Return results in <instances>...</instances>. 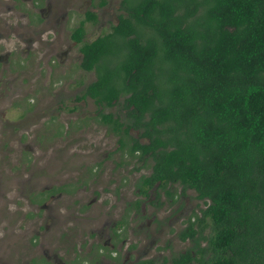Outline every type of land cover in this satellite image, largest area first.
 Returning <instances> with one entry per match:
<instances>
[{
    "label": "trees",
    "instance_id": "trees-1",
    "mask_svg": "<svg viewBox=\"0 0 264 264\" xmlns=\"http://www.w3.org/2000/svg\"><path fill=\"white\" fill-rule=\"evenodd\" d=\"M120 7L95 40H82L83 22L71 32L80 67L96 75L80 97L101 108L122 97L130 120L102 112L101 120L129 149L151 153L154 180L179 182L204 200L199 224L208 232L197 264H264V0ZM194 224L183 235L195 234Z\"/></svg>",
    "mask_w": 264,
    "mask_h": 264
},
{
    "label": "flooded vegetation",
    "instance_id": "flooded-vegetation-1",
    "mask_svg": "<svg viewBox=\"0 0 264 264\" xmlns=\"http://www.w3.org/2000/svg\"><path fill=\"white\" fill-rule=\"evenodd\" d=\"M29 1L33 2V0ZM51 1L54 0H34V3L43 2L45 4L44 7H39L37 10L39 15L46 20L48 18H45V12L50 8ZM103 3L104 1L101 2V4ZM26 12L29 11L25 10L23 16L28 17ZM88 15L90 18H87ZM92 15H94V18H92ZM86 21L96 23V13L86 11L85 18L79 21L77 26L83 22L84 27ZM27 22H30L29 18ZM100 35L102 34L86 40L83 37L82 40L93 41ZM19 36L25 38V35ZM29 37L25 38L27 46H29L25 49L27 52L29 48L34 46L33 40H35ZM74 42L79 45L80 66L83 58V53L80 50L81 43ZM2 44L4 45V43ZM0 47L2 46L0 45ZM5 49L8 51L1 52L0 50V62L7 66H0V73L1 76H3V73L6 74L3 82L13 88L12 81L19 77L20 72L25 77L31 75L29 71H25V66H23L26 61L25 58L20 59L16 66H13L16 67V72L12 74V67L8 64V58L11 56L10 52L12 51L11 49ZM41 55L44 54L40 53L35 65L39 68L42 63L44 66H49L47 57L42 59ZM65 56H61L60 60L63 61ZM49 70H51L50 67ZM20 89L19 87L11 92L12 94H9L19 95L24 93ZM81 94L75 95L74 99L83 101L86 98H91L89 96L82 98L80 97ZM102 109L104 108L99 107L94 114L99 121L98 127L111 135L116 134L110 124L101 120V112L105 114L111 112H105ZM65 114H67V117L64 118V122L68 127L70 123L75 122V120L72 121V118H76V115L74 111ZM25 115H20L16 120L9 121L6 119L3 121V125L13 130L15 135L19 129L24 127L23 123L27 121ZM58 115L59 113H56L57 117ZM113 115L123 123L130 120L124 108L119 109ZM124 127L123 124L121 128ZM4 128H0V144L7 141L9 146H14L15 141L17 143L21 142L20 139L4 137ZM55 129L54 133L58 134L61 132L62 125L57 123ZM132 131H135V137L143 142L144 139L139 137V131L130 127L129 133ZM119 138L120 134L117 133L115 147L104 151L105 155L100 157V160H95L96 156L91 159L87 150L84 152L87 156L80 161L79 156L84 154L83 151L79 150L81 143L99 144L95 148L98 151L100 147H106V141H95L94 139L86 141L52 139L45 141V143L54 145L65 143L64 145L67 146L65 157L69 161L68 167L63 173L60 164L55 162L57 155L52 159L51 153L47 152L45 146L42 148L39 156V168L41 170L39 183L41 188L39 187L38 196L40 204L36 211L31 209L35 205L34 198L32 199V190L35 189L34 183L36 180H33L30 174H23L22 182L21 179L14 177L13 181L16 182L17 186L10 187L7 192L5 191L6 193L13 192L8 204V212L12 216H9L10 219L7 220V227L15 235V237L12 236L15 243L6 252V264H197L198 254L196 251L205 248L207 240L202 235H206L208 229L207 227L204 230L201 229L200 224L195 221L197 218H192L191 215L187 217L186 224L181 229L176 230L174 213L176 210L179 211L185 207L181 205V200L187 192L194 193V199L197 201L200 211L206 206L204 200L198 199L192 188L185 187L179 182L154 180L152 177L154 161L151 153L145 152L143 154L139 148L129 149L126 146L127 141L124 140L122 144ZM129 143L133 144L132 142ZM110 151L114 156L109 155ZM59 152L64 151L59 150ZM116 153L118 154L115 155ZM62 158L63 155L59 156L58 161H61ZM90 161H93V163L86 165ZM73 165L75 166L76 175L71 170ZM79 166H81V173L78 172ZM67 174L72 175L68 177ZM88 178H91V185L87 184L86 179ZM43 181L48 182L42 185ZM126 191L132 192V198L126 197ZM85 193H87L86 196ZM88 195H90V198L86 201ZM175 203H177V209L174 206ZM147 209L150 210L152 219H148L150 222L148 221L144 225L143 219L147 216ZM180 215L184 217L182 213ZM32 220L34 225L30 226ZM191 222L195 223L193 228L197 230L196 233L192 236L183 235ZM152 225L158 231L165 228L167 237H165L163 244L156 246L155 255H147V252L144 251V245L149 242L160 243V238L164 235L160 234V237L158 236L150 241L147 236ZM138 227H141L140 233L137 232ZM143 227H147V233L145 234L142 232ZM21 238L20 242L18 239ZM26 238L27 240H25ZM32 238L39 240V246L42 247L39 253H34V250H32ZM178 243L184 244L185 247L182 250H177L176 244ZM143 255L147 256L143 257ZM1 259L2 256L0 255ZM58 260L61 261L58 262ZM0 264H2L1 261Z\"/></svg>",
    "mask_w": 264,
    "mask_h": 264
},
{
    "label": "rangeland",
    "instance_id": "rangeland-1",
    "mask_svg": "<svg viewBox=\"0 0 264 264\" xmlns=\"http://www.w3.org/2000/svg\"><path fill=\"white\" fill-rule=\"evenodd\" d=\"M102 1H104L103 4H101ZM120 3L121 0H54L51 1L50 8L45 12V18H48L46 20L39 15L37 10L39 7H44L45 4L43 2L34 3V0L32 3L29 0H0V45L3 47H0V50L1 52H6L8 50L5 48L11 49L12 52H10L11 56L8 58V64L12 67V74L16 72V67L13 66H16L20 59L25 58L26 61L23 66H25V71H29L31 75L30 77H25L20 72L19 77L12 81L13 88H10V85L3 82L6 74L3 73V76H1L0 73V118L2 117L0 119V128L5 127L3 129L4 137H13L16 140H21L19 143L15 141L14 146H9L7 141L0 144V255L2 256L0 261L2 264L7 263L6 252L15 243L12 240V236L15 237V235L7 227V220L10 219L9 216H12L8 212V204L13 192L9 191L6 193L10 187L17 186L16 182L13 181L14 177L21 179L22 182V175L30 174L32 179L36 180L34 183L35 189L32 190V199L34 198L33 202L35 205L31 207L32 211H36L40 204L38 196L39 187L41 188L39 183L41 175L39 156L42 148L45 146L47 152L51 153L52 159L57 155L55 162L60 164L63 173L68 167L69 161L65 157L67 154L65 143L54 145L45 143V141L52 139L67 141L94 139L95 141H106V144L104 142L106 147L102 146L98 151L95 148L99 144L90 145L84 142L79 145L80 151L84 153L88 150V156L91 159L96 156L95 160H100V157L105 155L104 151L110 150L116 145L117 133L111 135L98 127L99 121L94 114L99 107L95 105L93 100L91 98H86L83 101L74 99L75 95H80L83 92L88 83L95 80L96 75L94 71H84L80 68L79 45L75 44L70 34L77 27L79 21L85 18L86 11L96 13L97 22H85V40L109 32L111 26L117 22L118 15L123 12ZM25 10L30 12H26L28 17L23 16ZM28 18L30 22H27ZM19 35H25V38L31 36L29 38L35 39L33 40L34 46L29 48L28 52L25 50L26 47H29L27 46V41ZM41 52L44 54L41 55L42 59L47 57L49 66H44L42 63L39 68L35 65ZM63 55L66 56L61 61L60 57ZM0 66L7 65L0 62ZM49 67L51 70H49ZM19 87L21 88L20 91H24V93L19 95L9 94ZM121 101L122 97L114 106L102 110L116 113L119 109H122ZM69 111H74L76 118L73 117L72 121L75 120V122L70 123L66 127L64 118L67 117L65 113ZM56 113H59L58 117ZM20 115H25L27 121L23 123L24 127L19 129L18 133L14 135L13 130L3 125V121L6 119L9 121L16 120ZM57 123L62 125V129L60 130L61 132L55 134ZM135 134V131L131 132V135L135 136ZM59 150L64 152H59ZM111 152H109V155L114 156ZM61 155H63V158L58 161ZM86 156L85 153L79 156V161ZM92 163L93 161H90L86 165ZM71 170L74 175L77 174L74 165ZM81 171V166H79L78 172L81 173ZM71 175L67 174L68 177ZM86 181L88 185H91V178L86 179ZM47 182L43 181L42 185ZM101 184L103 183L101 182ZM125 194L127 198H132L131 191H126ZM86 195L87 193H85ZM89 198L90 195L86 197V201ZM187 199L188 202L186 203ZM181 205L185 207L179 211L176 210L174 213L176 230L181 229L186 224L188 216L192 215V218H198L195 220L197 223H199L201 217V211L198 209V203L194 199L193 192L190 191L184 194ZM174 206L177 209V203ZM146 213L147 216L143 219L144 225L147 224L148 219H152L149 209L146 210ZM181 213L184 217L180 215ZM32 225H34L33 220L30 223V226ZM146 230L147 227L142 228L144 234L147 233ZM166 231L165 228L162 231H158L153 225L149 228L147 238L150 241L158 236L160 237V234L164 235L160 238V243L149 242L144 245V251L147 252V255L156 254V246L163 244L165 237H167ZM137 232H141V227L137 228ZM18 240L21 242L22 238ZM25 240L23 239L24 242H26ZM31 243L34 253H39L42 250L38 239L34 240L32 238ZM176 245L177 250H182L185 247L184 244L180 243ZM147 255H143V257ZM51 256H49L50 260H52Z\"/></svg>",
    "mask_w": 264,
    "mask_h": 264
}]
</instances>
